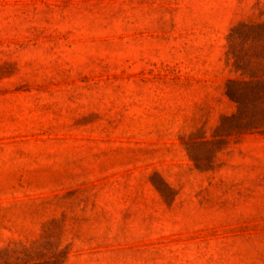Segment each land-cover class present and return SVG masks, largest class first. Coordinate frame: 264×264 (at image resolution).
Masks as SVG:
<instances>
[{
  "label": "rangeland",
  "instance_id": "1",
  "mask_svg": "<svg viewBox=\"0 0 264 264\" xmlns=\"http://www.w3.org/2000/svg\"><path fill=\"white\" fill-rule=\"evenodd\" d=\"M0 264H264V0H0Z\"/></svg>",
  "mask_w": 264,
  "mask_h": 264
}]
</instances>
